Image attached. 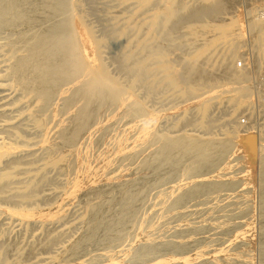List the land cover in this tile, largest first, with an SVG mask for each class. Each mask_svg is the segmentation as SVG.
<instances>
[{
    "label": "bare ground",
    "instance_id": "1",
    "mask_svg": "<svg viewBox=\"0 0 264 264\" xmlns=\"http://www.w3.org/2000/svg\"><path fill=\"white\" fill-rule=\"evenodd\" d=\"M0 264H264V0H0Z\"/></svg>",
    "mask_w": 264,
    "mask_h": 264
},
{
    "label": "rangeland",
    "instance_id": "2",
    "mask_svg": "<svg viewBox=\"0 0 264 264\" xmlns=\"http://www.w3.org/2000/svg\"><path fill=\"white\" fill-rule=\"evenodd\" d=\"M243 65H244L243 61L238 59L236 67L237 68H242ZM238 121L242 125H244L247 122V118L244 115L240 114L238 116ZM252 139H253V141H251V142L253 144V151H255V147H256L255 145L257 143L256 134H255V136L252 137ZM246 164L251 169L252 185L256 188L258 186V184H259V171H258V162H257V158H256L255 152H253L251 154L249 160H246Z\"/></svg>",
    "mask_w": 264,
    "mask_h": 264
}]
</instances>
